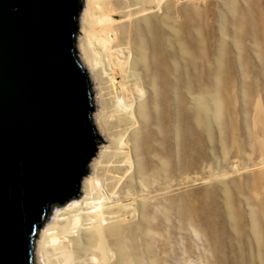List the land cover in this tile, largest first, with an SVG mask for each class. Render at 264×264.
Masks as SVG:
<instances>
[{"label": "rangeland", "instance_id": "rangeland-1", "mask_svg": "<svg viewBox=\"0 0 264 264\" xmlns=\"http://www.w3.org/2000/svg\"><path fill=\"white\" fill-rule=\"evenodd\" d=\"M177 3L172 133L147 113L148 131L160 135L138 138L139 176L154 195L144 209L142 262L264 264V0ZM182 7L192 13L186 21ZM186 92L197 96V107H187ZM131 170H118L120 179L111 180L108 169L99 176L134 194Z\"/></svg>", "mask_w": 264, "mask_h": 264}, {"label": "bare ground", "instance_id": "bare-ground-1", "mask_svg": "<svg viewBox=\"0 0 264 264\" xmlns=\"http://www.w3.org/2000/svg\"><path fill=\"white\" fill-rule=\"evenodd\" d=\"M216 1L233 6L235 0ZM177 4V0H84L76 47L95 93L93 122L105 138L81 181V195L58 208L39 232L35 264H144L143 250L148 247L144 209L154 195L139 176L136 153L140 133L148 141L160 135L155 129L148 131L147 113L153 123L162 122L172 133ZM180 10L182 19L188 20L190 9ZM182 97L188 108L197 107L196 95L186 92ZM211 97L210 101L216 99ZM106 99L110 104L105 107ZM132 167L134 194L115 190L99 176L108 169L113 172L111 180L120 179L118 170ZM157 238L156 234L151 238L154 260Z\"/></svg>", "mask_w": 264, "mask_h": 264}, {"label": "water", "instance_id": "water-1", "mask_svg": "<svg viewBox=\"0 0 264 264\" xmlns=\"http://www.w3.org/2000/svg\"><path fill=\"white\" fill-rule=\"evenodd\" d=\"M83 0H0V264H35L50 211L99 149L76 40Z\"/></svg>", "mask_w": 264, "mask_h": 264}, {"label": "trees", "instance_id": "trees-1", "mask_svg": "<svg viewBox=\"0 0 264 264\" xmlns=\"http://www.w3.org/2000/svg\"><path fill=\"white\" fill-rule=\"evenodd\" d=\"M67 202H68V201H67ZM67 202H63L62 205H60V202H57L56 205L63 206V205H65Z\"/></svg>", "mask_w": 264, "mask_h": 264}]
</instances>
